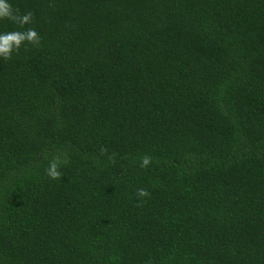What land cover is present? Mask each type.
Returning <instances> with one entry per match:
<instances>
[{
    "label": "trees",
    "instance_id": "obj_1",
    "mask_svg": "<svg viewBox=\"0 0 264 264\" xmlns=\"http://www.w3.org/2000/svg\"><path fill=\"white\" fill-rule=\"evenodd\" d=\"M8 2L0 264H264V0Z\"/></svg>",
    "mask_w": 264,
    "mask_h": 264
},
{
    "label": "clouds",
    "instance_id": "obj_2",
    "mask_svg": "<svg viewBox=\"0 0 264 264\" xmlns=\"http://www.w3.org/2000/svg\"><path fill=\"white\" fill-rule=\"evenodd\" d=\"M0 21H8L17 25L20 29H25L26 25L33 22V13L31 11L21 14L18 9L8 2V0H0ZM41 37L34 28L28 27L23 31H11L0 33V58L10 60L14 53H18L21 47L31 45L39 47ZM105 152V149H101ZM151 157L144 155L141 158V168H146L151 163ZM61 158L55 157L49 162V166L45 169L46 175L52 180H59L62 173L59 170ZM138 198L149 197L150 193L145 189H137Z\"/></svg>",
    "mask_w": 264,
    "mask_h": 264
}]
</instances>
